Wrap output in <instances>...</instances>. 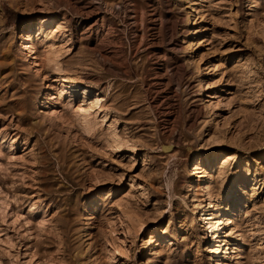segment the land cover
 <instances>
[{"label": "rangeland", "instance_id": "rangeland-1", "mask_svg": "<svg viewBox=\"0 0 264 264\" xmlns=\"http://www.w3.org/2000/svg\"><path fill=\"white\" fill-rule=\"evenodd\" d=\"M0 264H264V0H0Z\"/></svg>", "mask_w": 264, "mask_h": 264}, {"label": "bare ground", "instance_id": "bare-ground-1", "mask_svg": "<svg viewBox=\"0 0 264 264\" xmlns=\"http://www.w3.org/2000/svg\"><path fill=\"white\" fill-rule=\"evenodd\" d=\"M46 21H43V22H41L42 23V25L45 23ZM198 31V30H197ZM196 31V32H197ZM194 33V32H193ZM198 33V32H197ZM195 34V33H194ZM33 32L32 33H30L28 36H27V38H26V42L28 43L27 44V48H29L28 50L31 52L32 51V38H33ZM193 37V36H192ZM194 38V37H193ZM64 86H65V88L67 89V90H69V91H71L72 93L73 92H75L76 93V91L77 90H79L80 89V84L77 82V81H72V80H67V81H65V84H64ZM94 92H92L91 91V89L90 88H86L85 90H84V93H83V95H84V97L86 98L88 95H90V94H93ZM102 102V97L100 96V95H95V97H94V99H93V104H95V105H99L100 103ZM221 209V208H220ZM222 210V209H221ZM203 215V214H202ZM203 218H204V221H206V223L209 225V228L211 229L210 231H214V230H216V231H218V229H220V228H216V227H214V223L215 222H212V220L213 219H215L216 218V216L215 215H213L211 218H209L206 214H204L203 215ZM203 220V219H202ZM230 218H229V216H227L226 217V219L224 220V219H222V220H220V222L218 221V222H216L218 225H229L230 223ZM229 223V224H228ZM206 224V225H207ZM222 230V229H221ZM209 231V232H210ZM211 232V233H212ZM219 232V231H218ZM223 232V231H222ZM222 234V233H221ZM224 234V233H223ZM215 235V234H214ZM211 236V235H210ZM209 236V237H210ZM221 237H220V235H216L215 237H213V239H220ZM211 239H212V237H211ZM227 242H226V240L225 239H220V241H218L217 242V244H216V246H214V247H210L209 248V252L210 253H212V254H216V256H218L219 254H221V252H223V250L224 249H226V247H227V245H225ZM223 249V250H222ZM226 252V251H225ZM223 254H224V252H223Z\"/></svg>", "mask_w": 264, "mask_h": 264}]
</instances>
